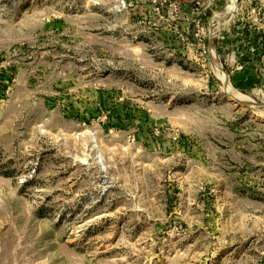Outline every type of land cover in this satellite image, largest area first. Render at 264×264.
Returning a JSON list of instances; mask_svg holds the SVG:
<instances>
[{
	"label": "rangeland",
	"instance_id": "1",
	"mask_svg": "<svg viewBox=\"0 0 264 264\" xmlns=\"http://www.w3.org/2000/svg\"><path fill=\"white\" fill-rule=\"evenodd\" d=\"M176 2L0 0V264H264V0Z\"/></svg>",
	"mask_w": 264,
	"mask_h": 264
},
{
	"label": "bare ground",
	"instance_id": "2",
	"mask_svg": "<svg viewBox=\"0 0 264 264\" xmlns=\"http://www.w3.org/2000/svg\"><path fill=\"white\" fill-rule=\"evenodd\" d=\"M229 4H230V6L226 10V12H224L223 14H220L216 17V22L218 23L219 26H224V25L226 26L232 22V19L234 17L235 12H236L237 0H231V2ZM231 96H233L236 99H239V98L242 99V96L237 95V93L232 94ZM241 101H243V100H241Z\"/></svg>",
	"mask_w": 264,
	"mask_h": 264
},
{
	"label": "crops",
	"instance_id": "3",
	"mask_svg": "<svg viewBox=\"0 0 264 264\" xmlns=\"http://www.w3.org/2000/svg\"><path fill=\"white\" fill-rule=\"evenodd\" d=\"M178 2H185L186 4L185 5H187V3H189V2H193V1H195V0H177ZM198 1H201L202 3H203V5H204V9H206V7L207 6H209L210 4H211V2L210 1H212V0H198ZM202 5V6H203ZM194 11V10H193ZM192 11V12H193ZM193 14H196L195 12H193Z\"/></svg>",
	"mask_w": 264,
	"mask_h": 264
},
{
	"label": "water",
	"instance_id": "4",
	"mask_svg": "<svg viewBox=\"0 0 264 264\" xmlns=\"http://www.w3.org/2000/svg\"><path fill=\"white\" fill-rule=\"evenodd\" d=\"M240 2H241V0H237L236 12L239 10ZM214 21H215V17L212 18L211 27H213V23H214ZM235 101H236V100H235ZM237 103H240V104H247V103H242V102H237Z\"/></svg>",
	"mask_w": 264,
	"mask_h": 264
},
{
	"label": "built area",
	"instance_id": "5",
	"mask_svg": "<svg viewBox=\"0 0 264 264\" xmlns=\"http://www.w3.org/2000/svg\"><path fill=\"white\" fill-rule=\"evenodd\" d=\"M160 1H163V3H169L170 5H174L175 9H176V6H179L176 0H160Z\"/></svg>",
	"mask_w": 264,
	"mask_h": 264
}]
</instances>
